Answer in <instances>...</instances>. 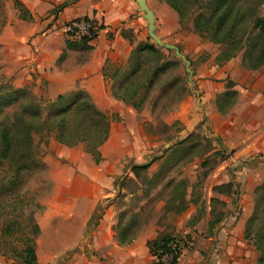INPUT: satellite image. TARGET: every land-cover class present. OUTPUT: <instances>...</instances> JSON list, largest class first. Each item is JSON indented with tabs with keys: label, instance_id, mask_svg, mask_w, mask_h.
I'll use <instances>...</instances> for the list:
<instances>
[{
	"label": "crops",
	"instance_id": "1",
	"mask_svg": "<svg viewBox=\"0 0 264 264\" xmlns=\"http://www.w3.org/2000/svg\"><path fill=\"white\" fill-rule=\"evenodd\" d=\"M19 1L30 17L24 19V37L10 34L11 21L0 32V72L24 74V86L50 99L83 89L112 118L97 163L80 143L66 146L50 136L44 145V186L39 194L40 208L34 213L39 228L34 237L37 264H153L148 242L157 237L155 223L142 227L130 242L121 243L112 199L122 188L118 185L121 175L129 172L135 176L132 166L147 161L162 141L156 132L143 129L146 119L138 117V110L111 92V68L123 65L133 45L149 37L144 11L135 0ZM65 1L67 4L58 9ZM145 1L154 15V32L162 42L179 49L176 42L187 45L195 36L180 32L176 12L164 1ZM73 18L93 20L99 28L95 37L86 42L69 40L62 25ZM6 60L13 69L7 68ZM196 72L188 74L190 82L192 75L196 77L194 89L175 105L165 123L179 120L183 138L205 119L211 136L229 156L227 167L219 163L210 178L211 187L221 188L217 194L211 190L212 198L227 210L221 218L213 219L209 207L200 218L204 222L185 231H208L213 222L209 229L215 232L208 254L215 243L216 252L232 254L236 243L241 251L245 249L238 232L246 231L264 181V68H241L232 59L221 65L214 61L201 65ZM226 90L235 95L222 112L216 94ZM232 184L239 188L235 208L229 195ZM186 214L187 218L191 213ZM12 262L0 257V264Z\"/></svg>",
	"mask_w": 264,
	"mask_h": 264
},
{
	"label": "rangeland",
	"instance_id": "2",
	"mask_svg": "<svg viewBox=\"0 0 264 264\" xmlns=\"http://www.w3.org/2000/svg\"><path fill=\"white\" fill-rule=\"evenodd\" d=\"M157 10V13L162 15V11ZM18 13L14 0L2 1L0 32L5 24L11 21L10 34L24 37V20L18 17ZM260 13L264 14V2L260 6ZM167 22L169 25L174 24L169 17ZM180 32H183L185 36H192L191 22L187 21L181 25ZM144 40L158 46L163 52L164 59L175 60V63L158 78L150 97L137 111L138 117L146 119L142 124L143 129L146 132H156L163 142L160 141L158 149L148 156V158L155 157L148 169L139 172L137 177L127 172L118 179V185L122 188H118L112 198L116 207V222L120 213H123L122 221L135 213V226L127 233L135 231L136 225L138 226L136 233H138L142 227L154 222L158 228L157 236H170L177 244L179 264H217L218 262L219 264H258L262 253L258 237L264 234V181L258 189L255 206L249 216L248 221L251 220V222H248L246 231L238 232V235L240 234L238 238L243 239L245 249L241 251L240 245L236 243V249L232 250V254L229 252L224 254L220 250L215 251L218 247L215 243L212 246L213 252L208 254L211 237L214 236L212 234L215 231H210L209 228L208 231H185V229L200 224V218L209 207L213 219L221 218L227 210L212 198L211 190L217 194V190L220 191L221 188L211 187L210 178L219 163L224 162L227 167L229 156L219 146L216 137L211 136L205 119L183 138V126L179 120L171 124L165 123L166 117L168 118L175 105L181 100L178 98L181 83L186 84V95L187 89L189 91L191 87L194 89L196 77L194 79L193 75L197 73L201 65L214 61L219 45L199 37L196 33L187 45L175 41L181 48L179 52L189 60L188 68L194 71L190 82L183 59L178 57L172 49L157 45L150 37ZM175 42L173 44L176 45ZM232 59L238 67L247 69L241 64V53L230 60ZM6 66L8 69H13L14 65L6 60ZM260 68H264V64L257 69ZM0 84H3L5 91L11 90L10 86L24 89V74L21 75L16 71L6 75L0 72ZM33 94L41 97L42 100H51L46 96ZM219 94H216V98ZM21 101L24 100L18 96L17 100L5 104L0 110V122L8 118L12 119L14 113L20 111ZM229 103H224V110L228 108ZM185 138L188 139L187 142L196 144L182 152H172L167 149ZM44 140L45 137L41 134H33V141L39 143V146L33 155L34 163L27 169L20 168L16 173L17 164L0 161V257L12 259V264H21L12 257V253L24 248L26 240L32 237L34 213L40 208L39 194L44 186L42 163L46 149ZM229 189L231 207L235 208L234 199L239 194V188L232 184ZM183 204L185 207L180 210L181 212L178 211ZM189 211L191 214L186 218V213Z\"/></svg>",
	"mask_w": 264,
	"mask_h": 264
},
{
	"label": "trees",
	"instance_id": "3",
	"mask_svg": "<svg viewBox=\"0 0 264 264\" xmlns=\"http://www.w3.org/2000/svg\"><path fill=\"white\" fill-rule=\"evenodd\" d=\"M2 1L0 0V5ZM162 1L176 12L180 26L190 21L193 33L219 45V51L214 57L216 64L221 65L238 53H241L242 66L247 69H257L264 64V14L260 13V6L264 0ZM67 2L58 5V9ZM14 5L20 19H29L28 11L21 1L14 0ZM174 63L175 60L164 59L163 52L158 46L148 40L138 41L133 45L126 62L111 68L109 77L113 80L112 95L139 110L156 87L158 78ZM185 86L186 84L183 83L179 86L178 98L186 95ZM4 88L3 84H0V110L5 104L17 100L18 96L24 100L20 102V111L15 112L12 119L8 118L0 122V161L17 164L16 173L18 169L23 167L27 169L34 163L33 155L39 146V143L33 141L34 133L45 137L44 145L51 135L57 142L66 146L81 143L94 162L97 163L101 159L99 147L108 138L112 118L95 105L86 91L72 90L59 94L54 99L42 100L26 86L24 89L10 86L9 91H5ZM234 95L235 92L232 90L219 94L216 98L218 109L224 111V105L230 102ZM187 140L181 139L167 149L172 152H182L196 144ZM154 159L155 157H152L144 163L134 164L132 171L135 176L146 170ZM184 207L185 204L178 211ZM122 219L123 213H120L115 228L119 241L128 243L138 229L136 225L135 231L127 233L135 226L136 214H130L125 221ZM213 224L210 222L208 228L211 229ZM33 227L32 237L26 240L25 247L12 253V257L21 264H37L34 237L39 228L35 223ZM258 239L262 250L258 264H264V234ZM172 243L174 249L171 250L169 246ZM148 247L155 258V264H162L159 250L172 251L171 260L165 264L177 263V244L172 237L157 236L148 242Z\"/></svg>",
	"mask_w": 264,
	"mask_h": 264
},
{
	"label": "built area",
	"instance_id": "4",
	"mask_svg": "<svg viewBox=\"0 0 264 264\" xmlns=\"http://www.w3.org/2000/svg\"><path fill=\"white\" fill-rule=\"evenodd\" d=\"M98 25L91 19L85 18H73L65 21L62 25L63 33L71 40H92L98 31ZM170 249H174V244L172 243ZM159 258L162 264L166 261H170L172 257V251L170 250H159Z\"/></svg>",
	"mask_w": 264,
	"mask_h": 264
},
{
	"label": "water",
	"instance_id": "5",
	"mask_svg": "<svg viewBox=\"0 0 264 264\" xmlns=\"http://www.w3.org/2000/svg\"><path fill=\"white\" fill-rule=\"evenodd\" d=\"M135 1L138 3L140 9H142L144 11V15L147 19L148 36L151 37L157 45H159L161 47H165L167 49H172L178 57L183 59V61H185V64H186V70L188 71L189 76H191V70L188 68L189 60L183 54H181L179 52V49L176 46L171 45V44H166V43L162 42L159 37L156 36V34L154 32V28H155L154 15H153L152 10L148 7L146 1L145 0H135Z\"/></svg>",
	"mask_w": 264,
	"mask_h": 264
}]
</instances>
